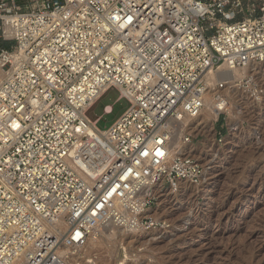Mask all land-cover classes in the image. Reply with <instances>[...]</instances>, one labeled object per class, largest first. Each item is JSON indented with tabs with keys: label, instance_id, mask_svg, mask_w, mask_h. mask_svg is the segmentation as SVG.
I'll return each instance as SVG.
<instances>
[{
	"label": "built area",
	"instance_id": "built-area-1",
	"mask_svg": "<svg viewBox=\"0 0 264 264\" xmlns=\"http://www.w3.org/2000/svg\"><path fill=\"white\" fill-rule=\"evenodd\" d=\"M243 6L0 0V42H12L0 46L9 71L0 84V264H68L63 245H86L100 222L158 225L140 216L157 200L141 203L147 179L164 177L174 190L201 183L197 159H170L169 121L202 111L211 68L264 60V4L260 14L235 20ZM108 87L130 105L101 130L100 117L86 111ZM58 219L67 225L62 233Z\"/></svg>",
	"mask_w": 264,
	"mask_h": 264
},
{
	"label": "rangeland",
	"instance_id": "rangeland-1",
	"mask_svg": "<svg viewBox=\"0 0 264 264\" xmlns=\"http://www.w3.org/2000/svg\"><path fill=\"white\" fill-rule=\"evenodd\" d=\"M16 1L23 7L31 4ZM241 1L244 6L236 11L235 20L260 14L264 4V0ZM7 76L0 69V83ZM234 86L241 94L235 98L233 87L227 88L229 110L190 140L197 146L215 139L220 147L209 174L210 189L173 201L158 220L150 217L157 226L132 230L133 238L107 233L89 240L77 251V261L69 264H264V73ZM119 97L118 88H106L86 111L87 117H100L98 128L108 129L130 105ZM107 105H113L111 112H105ZM226 136L231 140L223 142Z\"/></svg>",
	"mask_w": 264,
	"mask_h": 264
},
{
	"label": "bare ground",
	"instance_id": "bare-ground-1",
	"mask_svg": "<svg viewBox=\"0 0 264 264\" xmlns=\"http://www.w3.org/2000/svg\"><path fill=\"white\" fill-rule=\"evenodd\" d=\"M0 69L2 72H5L6 76L9 74V71L5 67L1 66ZM260 73L262 74L264 73V60L262 62L253 61L250 63H246L244 66H235V67H231L228 62H224L220 66L216 68H211V70H209V72L206 75V85L208 89L204 96V107L202 111L195 117L185 115L182 119H177L176 117L171 118V120L169 121V128L171 130V135L168 146L166 145V147L169 148V150L171 151L170 159H172V157L175 158L176 156L179 155L182 156L183 154L186 155L189 154L193 156L195 159H197L200 164L203 165V175H202L203 177H201L202 178L200 181L201 183L194 184L193 182L183 181L177 190H174L173 187H169V189L165 190L162 188L163 186L162 182L164 180V177L161 178L159 182H156L154 184L149 183L148 182L149 180L147 179L145 182L146 185H144V190L142 191L141 194V203L144 202V198L147 196H155L158 199L157 200L158 203L156 207L143 210V212L140 215L142 218L147 215L155 220H158V217H160L162 213L164 214L166 211L169 210V206H171V203L173 201L182 200L187 194H193V193L202 194L210 189V183H211L210 181L212 180L209 177V174L211 173L212 175L213 172L210 171H214L215 168L214 164L218 162L217 159L220 156L219 155L220 150H217L220 148L218 143L215 141V139L214 140L210 139V141L204 140L202 141V145L196 146L191 142L190 143L185 142L183 137L187 132L190 133L191 135L196 136L198 133H202L208 130L207 125L209 126L212 120L216 119L223 111L229 110L228 107L230 103L228 101V97L226 94L228 91L227 88L233 87L234 89L232 91L233 96H235V98H238L241 94V90H238L237 87L234 85H236L237 82H241V84H243V81L247 79L249 76L251 75L257 76L260 75ZM235 89L237 91H235ZM236 107L237 106H235V108ZM108 108L112 109V106L109 105ZM230 138L231 136H226L223 142H228ZM165 149L166 148L163 145L159 146V148L157 149L159 156L164 153L163 150ZM187 187H191V188L188 189ZM53 226L55 229H58L60 233L64 232L67 229L66 223L63 222L61 219H58ZM132 230L144 231L142 226H140V220H139V228L130 229L128 226L115 223L113 219H108L107 221L100 222L96 226L91 228L88 242L89 240L92 241L93 239L95 240L98 239L101 236V234H107V233L113 235L115 233H120L121 235H123V237L127 234L126 235L127 237L133 238L130 232ZM86 245L79 248H73L63 245V248H61L60 251L63 255L67 254L70 263L71 260L77 261V254H78L77 251L85 247Z\"/></svg>",
	"mask_w": 264,
	"mask_h": 264
},
{
	"label": "trees",
	"instance_id": "trees-1",
	"mask_svg": "<svg viewBox=\"0 0 264 264\" xmlns=\"http://www.w3.org/2000/svg\"><path fill=\"white\" fill-rule=\"evenodd\" d=\"M12 42H0V46L1 47H5V48H11L12 46L10 45Z\"/></svg>",
	"mask_w": 264,
	"mask_h": 264
}]
</instances>
